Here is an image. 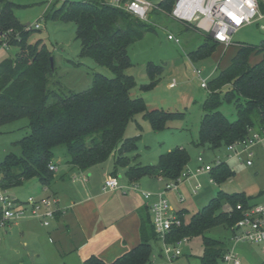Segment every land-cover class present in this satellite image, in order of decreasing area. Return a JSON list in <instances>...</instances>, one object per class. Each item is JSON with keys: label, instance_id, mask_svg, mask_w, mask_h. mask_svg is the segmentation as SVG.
<instances>
[{"label": "trees", "instance_id": "trees-1", "mask_svg": "<svg viewBox=\"0 0 264 264\" xmlns=\"http://www.w3.org/2000/svg\"><path fill=\"white\" fill-rule=\"evenodd\" d=\"M173 2L162 1L156 4L158 9L152 10L168 15ZM0 3V43L5 39L18 47L13 59L0 62V126L26 118L29 128V133L17 141L20 156L7 154L0 162L1 189L19 186L32 178L42 185H50L55 172L48 164L54 163V150L59 146L65 148L66 163L82 171L112 156L111 175L116 176L117 169L124 168L129 183L146 176L161 177L165 182L177 181L182 176L189 161L184 148L175 147L161 153L157 162L150 165L131 164L128 157L136 149L138 137L125 138L124 128L135 113L143 112L156 131L163 129L168 120L183 116L179 112L147 110L141 97L132 98L129 94L136 83L132 75L125 73L132 65L128 48L152 31L146 19L137 18L123 7L103 0H65L59 8L52 9L49 17L74 23L80 55L90 57L112 73L111 77L94 73L90 87L84 91L58 92L50 87L54 70V62L52 67L50 65V57L53 61L51 52L45 49L41 40L29 44L27 36L33 31L32 27L26 29L27 26L18 22L12 11L13 3L7 0H0ZM261 10L264 12V5ZM219 45L204 36L203 43L190 55L194 59L208 57ZM252 55H260V59L251 63ZM146 70L151 82L144 88L149 89L157 82L160 67L149 62ZM207 91L195 145H207L211 150L226 147L244 139L249 128L262 126L264 39L255 46L240 44L229 65L207 82ZM222 100L234 102L237 112L234 121L218 110ZM208 173L212 181L220 184L234 171L226 162H220ZM251 199L243 192L229 194L220 190L187 222L185 210L181 209L177 211L181 225L173 227L165 241L174 243L182 238L201 236L204 245L199 257L201 264H216L227 252V245L203 233L219 225L230 229L238 218L235 205L254 204ZM139 234V243L113 261L105 262L90 255L82 264L147 263L152 254L150 241L158 240L152 218L147 213L140 215Z\"/></svg>", "mask_w": 264, "mask_h": 264}, {"label": "rangeland", "instance_id": "rangeland-1", "mask_svg": "<svg viewBox=\"0 0 264 264\" xmlns=\"http://www.w3.org/2000/svg\"><path fill=\"white\" fill-rule=\"evenodd\" d=\"M7 1L13 3L12 11L18 22L27 26L26 29L32 26L33 31L27 36V42L34 44L41 40L45 49L51 52L54 62V70L50 78L51 88L58 92H80L90 87L94 73H101L107 77L112 76L107 68L97 65L90 57L80 55V41L75 36V26L72 21H60L49 17L51 10L59 8L65 0ZM103 1L110 5H116L114 0ZM148 1L156 5L166 0ZM120 5L123 6L124 3H120ZM1 8L2 4L0 3ZM145 21L151 24L152 31L145 33L142 39L134 42L128 48L132 65L125 70V73L132 75L136 83L129 94L132 98L141 97L147 110L161 109L166 112L183 113V116L168 120L163 129L156 131L152 129L143 112L135 113L124 128L125 138L138 137L136 149L128 154L130 163L155 164L161 153L175 147H181L187 151L189 161L185 172L190 177L188 179L183 177L180 180L177 191H168L165 194L174 211L185 210V222L193 213L215 197L220 190L229 194L243 192L246 196L252 197V202L264 201V153L260 148L255 149L253 164L247 166L243 162L228 159V151L225 147L211 150L207 145H195L199 123L203 115V104L208 95L207 89L200 86L201 79L208 82L220 70L229 65L240 44L258 45L264 39V30L261 28V25H264V18L240 27L233 33L229 46H218L210 56L197 59L191 57L190 54L203 43L202 33L191 26L185 27L183 23L174 20L164 12L152 9L148 11ZM36 23L39 25L38 28L33 27ZM168 34L178 38L179 43L168 39ZM2 40L0 62L13 59L18 51L17 46L9 44L5 39ZM259 59L260 55L250 57L251 63ZM149 62L159 66L160 73L156 76L157 82L151 88L145 89L144 86L151 82L146 70V65ZM196 70L200 71L199 76ZM171 84L172 86H170ZM223 93L224 89H222L221 97H223ZM218 110L230 121H234L237 117L234 102L222 100ZM27 123L28 120L22 118L0 126V162L7 154L20 156L21 148L17 141L29 133ZM199 156L203 159L200 162L198 161ZM217 158L226 162L234 171L231 177L220 184L211 182L210 174L199 170L206 164L215 165ZM58 160L60 168L63 167L67 160L63 146L54 150V161ZM112 160L111 156L108 162ZM117 175L120 185L122 182H127L123 168H118ZM147 180L146 176L137 181L138 185H141V191L158 192L159 189L157 190L156 187L149 188L142 185ZM198 184L200 188L195 194L192 193L191 190ZM5 192L21 202L31 195L24 183L9 188ZM178 194L183 196V202L178 201ZM44 195L32 194L36 198L44 197ZM203 235L221 241L227 245L228 249L233 247L231 230L226 226L219 225L210 228ZM150 244L152 254L145 264H201L199 257L204 249L201 236L187 238L180 246L182 255L172 262L162 257L160 250L163 244L161 241L151 240ZM53 252L54 249L51 248L49 254L41 253V256L35 258V261L26 258L24 264H62L61 256L59 257ZM234 252L240 258L241 264H264V253L255 244L238 243L234 247ZM71 263L82 264L78 263L76 258H73ZM216 264H223V262L218 260Z\"/></svg>", "mask_w": 264, "mask_h": 264}, {"label": "crops", "instance_id": "crops-1", "mask_svg": "<svg viewBox=\"0 0 264 264\" xmlns=\"http://www.w3.org/2000/svg\"><path fill=\"white\" fill-rule=\"evenodd\" d=\"M108 159L83 171L66 162L60 168L59 160L54 161L57 172L50 185H42L36 178L24 181L31 195H54L60 212L48 226L30 217L1 229L0 264H24L26 258L35 261L41 253L49 254L51 248L61 256L62 264H73V258L83 263L90 255L111 262L136 246L140 241V215L147 213L151 217L148 202L143 199L137 181L136 189H102L104 179L114 168L113 160L108 162ZM117 174L118 169V178ZM147 178L142 185L156 187L158 192L164 189L165 181L161 177ZM132 183L122 182V186Z\"/></svg>", "mask_w": 264, "mask_h": 264}, {"label": "built area", "instance_id": "built-area-1", "mask_svg": "<svg viewBox=\"0 0 264 264\" xmlns=\"http://www.w3.org/2000/svg\"><path fill=\"white\" fill-rule=\"evenodd\" d=\"M120 1L114 0L116 6H121ZM261 5H264V0H174L168 15L178 22L189 24L204 36H209L213 41L227 47L232 42L233 33L240 27L264 18ZM121 7L142 20L146 19L150 9H158L148 0H126ZM33 27L38 28L39 25L36 23ZM261 28L264 30V25H261ZM167 38L176 43L179 42L178 38L171 34H168ZM196 73L199 76L200 71L196 70ZM200 86L207 89L205 79H201ZM262 120V126L249 128L248 135L244 139L234 141L225 147L228 151V159H234L251 166L255 149L260 148L264 153V112ZM202 160V157L199 156L198 161ZM220 162L223 161L217 158L215 164ZM212 166L206 164L199 170L209 172ZM48 168L53 172L57 170V166L53 162L48 164ZM183 177L188 179V173L184 172L177 181H166L162 191L155 193L141 191L152 214L154 231L158 240L163 244L160 250L161 255L169 262L182 255L180 246L186 241V238L179 239L174 243L165 241L170 230L181 225V220L177 212L170 207L165 193L177 190ZM210 181L213 182L211 179ZM126 187L136 189V186L132 184L120 185L118 178L112 175H108L102 185L104 191L124 190ZM199 188V184L194 186L191 190L192 193L195 194ZM178 201L183 202V196L178 195ZM57 204L58 199L54 195L39 198L30 195L24 202H21L7 195L5 190L0 187V230L13 222L30 217L38 219L43 226H48L56 213L60 212ZM234 211L238 213V218L230 227L233 247L224 254L223 264H241L240 258L234 252L235 245L241 242L255 244L264 253V201L247 206L237 203Z\"/></svg>", "mask_w": 264, "mask_h": 264}, {"label": "water", "instance_id": "water-1", "mask_svg": "<svg viewBox=\"0 0 264 264\" xmlns=\"http://www.w3.org/2000/svg\"><path fill=\"white\" fill-rule=\"evenodd\" d=\"M50 65H51V67L53 66V61H52L51 57H50Z\"/></svg>", "mask_w": 264, "mask_h": 264}]
</instances>
